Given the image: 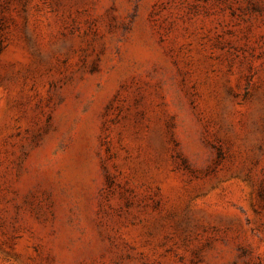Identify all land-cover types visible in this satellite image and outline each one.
<instances>
[{
  "label": "rangeland",
  "instance_id": "rangeland-1",
  "mask_svg": "<svg viewBox=\"0 0 264 264\" xmlns=\"http://www.w3.org/2000/svg\"><path fill=\"white\" fill-rule=\"evenodd\" d=\"M0 264H264V0H0Z\"/></svg>",
  "mask_w": 264,
  "mask_h": 264
}]
</instances>
